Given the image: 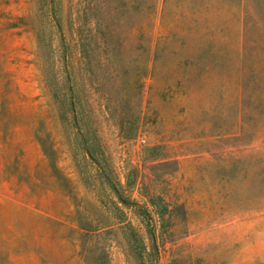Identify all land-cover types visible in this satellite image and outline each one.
I'll use <instances>...</instances> for the list:
<instances>
[{
    "label": "rangeland",
    "instance_id": "obj_1",
    "mask_svg": "<svg viewBox=\"0 0 264 264\" xmlns=\"http://www.w3.org/2000/svg\"><path fill=\"white\" fill-rule=\"evenodd\" d=\"M0 264H264V0H0Z\"/></svg>",
    "mask_w": 264,
    "mask_h": 264
},
{
    "label": "trees",
    "instance_id": "obj_2",
    "mask_svg": "<svg viewBox=\"0 0 264 264\" xmlns=\"http://www.w3.org/2000/svg\"><path fill=\"white\" fill-rule=\"evenodd\" d=\"M83 147H84V153H85V154H86V155H87L92 161H96L94 155L92 154L91 149H90L88 146H86L85 144H84ZM106 181H107V183L109 184V187L112 189V191L114 192V194L116 195V197L118 198V200H119L120 202H122V203H124V204H129V203H130V202H128V200H126L127 197L124 196V195L119 191L118 187L116 186V184H115L114 182H112V180L106 178Z\"/></svg>",
    "mask_w": 264,
    "mask_h": 264
}]
</instances>
